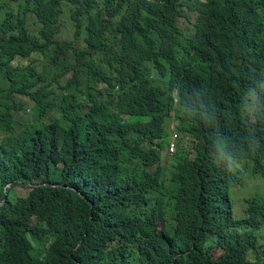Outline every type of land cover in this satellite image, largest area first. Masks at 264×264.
<instances>
[{"label": "trees", "instance_id": "16d2710c", "mask_svg": "<svg viewBox=\"0 0 264 264\" xmlns=\"http://www.w3.org/2000/svg\"><path fill=\"white\" fill-rule=\"evenodd\" d=\"M10 1L25 9L0 17L1 186L59 185L33 187L26 199L8 193L0 264H264L259 238L251 258L233 243L239 231L228 233L233 203L213 157L222 147L211 148L222 139L264 174V106L247 94L264 83L262 63L252 65V53L264 57V20L247 0L194 3L199 16L186 29L175 19L179 0ZM151 71L169 90L154 92ZM171 118L195 140L192 155L178 146L174 167L162 153ZM160 160L173 167L162 181ZM147 163L157 164L152 180ZM114 192L133 215L106 253L98 210ZM247 211L264 222V198Z\"/></svg>", "mask_w": 264, "mask_h": 264}, {"label": "clouds", "instance_id": "9594fccd", "mask_svg": "<svg viewBox=\"0 0 264 264\" xmlns=\"http://www.w3.org/2000/svg\"><path fill=\"white\" fill-rule=\"evenodd\" d=\"M204 1L205 0H198V1H195V0H179V3H180V6L178 7L179 12L176 14L175 19L179 23L180 17H186V21H184L183 24L179 23V25L182 28H184L185 26L188 27V25L193 26V24L196 23L197 18L199 16V11L194 7V3H201L202 4V3H204ZM247 3H248L247 10L249 11V14H251V16L255 20L263 21L264 20V0H247ZM24 9H25V4L20 5L19 2H14V1H10V0H0V17H3L7 11H14L15 13H19L20 15L23 16ZM188 12L192 13V15H188L187 14ZM30 14H33L36 17V15L34 13L27 10L25 17H26V21H27L28 25H30L29 24V15ZM36 19H37V17H36ZM37 22H38V19H37ZM38 24L40 26L39 22H38ZM32 29H36V28H32ZM60 38L64 39V37H60ZM252 57L254 59V62L252 63V65H254L256 62L262 63V69L264 71V57L262 58L261 56L255 54V53H252ZM149 78L151 80L150 85L152 88H154V92L169 90V82H168L167 76L166 77H159L156 71H151ZM105 85L106 84L103 83V86H105ZM121 87H123V85H121ZM247 94L250 96L260 97L261 98V105L264 106V83L259 82L257 84L256 90L248 92ZM255 98L256 97H254V99ZM251 110H254V109H252L251 107H248L246 112L251 111ZM254 111H256V110H254ZM171 114L173 115L174 112H171ZM175 114L177 115L176 109H175ZM182 115L188 116V115H190V113H184ZM204 115L207 118H209L210 117V111L208 109L205 110ZM170 120L176 122V124H175V128L174 127L172 128V131H171L170 127L167 126L170 135L167 139V147L164 150H168L171 153V156L169 157L170 160L168 162L170 164L174 163V165H173V167H174L178 163V161L173 159V154L177 151L178 146L183 147L179 144V141L183 140L185 138H190V139H193V138L189 134L183 135L182 132L180 130H178V128H177L178 120L176 118H171ZM169 121H167V125H168ZM194 145H195V140H192L191 149H193ZM219 146H221L222 148L226 146V144L224 143V141L222 139L217 141L215 144H212L211 148H217ZM222 148H221L220 154L215 155L213 157L216 159L217 163L219 164V166L223 170L224 185L228 191L229 199L232 202L231 197H230V192H229L230 185L232 183L238 182V175L237 174L247 172L251 163L253 164L254 172L258 173V172H256L258 170L257 161L252 156L234 157V156L226 153ZM186 149L189 150L188 148H186ZM189 151H191V155H192V150H189ZM232 160L240 165V167L237 168L238 173L230 170L229 162ZM159 163L161 164V166L164 167L161 170L157 168V164L151 165V164L147 163L145 165V167H146L145 168V176H147V179L152 180V178H150V174H151L150 169H158L159 171H161V172H156V173L160 174L159 181L168 179L170 177L171 170L173 167L170 170H168V167L165 165L164 161L160 160ZM56 182L57 181H49V182H41V183L26 182L23 185L28 186V188L30 190L26 196H18L19 197L18 199L28 198L30 196V194L32 193V191L34 190L33 187H43V186L56 187L57 185H59ZM21 184L22 183L11 182V183L6 184L3 187V189H5V193L3 192V196L0 199V206L4 205L6 203L7 195L9 193L10 187L16 186V185H21ZM262 198H264V196H262V197H251V198L246 199L245 215L243 217H241L244 219L245 222L235 224L239 218L235 216L234 210L232 208L233 217L235 219V222L231 223L227 229L228 233L233 232V229H236L237 231H239V233H235L237 235V239H235L233 243H235L239 247L241 252L245 251L247 255L251 256V258H254V254H252V252H253L254 247H255L256 238H259L260 243L264 245V242L261 241L262 230L264 229V222H257L254 219H250L247 209H248L250 201H252L254 199H262ZM125 200H126L125 196L122 195L121 193H119V192L111 193L110 197L101 205V208L98 210V218L103 221V225L105 226V228H104V236H105L104 251L106 253H109L111 250H114L115 246L117 245L119 226L121 224L122 219L124 217L133 215V207L132 206L126 207L125 206ZM89 203H91L92 205L94 204V202H92V201H89ZM92 215L88 219V223L91 222ZM31 224L33 226H38V222L36 221V216H32ZM169 230L173 234L178 233V229H174L173 226H170ZM81 242H82V240L74 248L75 250L80 246Z\"/></svg>", "mask_w": 264, "mask_h": 264}, {"label": "rangeland", "instance_id": "374dc122", "mask_svg": "<svg viewBox=\"0 0 264 264\" xmlns=\"http://www.w3.org/2000/svg\"><path fill=\"white\" fill-rule=\"evenodd\" d=\"M12 6V5H11ZM188 15H192V13L188 12ZM186 21V17H180L179 23L183 24ZM29 24L32 28H37L39 26L36 17L33 14L29 15ZM63 24V22H62ZM64 30H68L71 34L74 33L75 27L68 24L62 27ZM185 26L183 29H186ZM22 101L26 102L29 107L32 106V102L29 100L27 96L21 98ZM28 113L31 112L30 109L27 110ZM21 113V111H16V114ZM176 122L169 121L168 125L172 131V128H175ZM192 140L190 138H185L179 141V144L183 147L188 148L191 150L192 147ZM164 159H167L171 156V153L168 150H163ZM170 159H168L169 161ZM230 170L233 172H237V168L240 167L239 164L234 162L233 160L229 162ZM238 182L232 183L230 185V197L233 203V210L236 217L241 218L245 215V208H246V199L251 197H262L264 196V174L261 172L255 173L253 170V164L251 163L249 169L245 173H238ZM1 186L0 181V199L3 196V192L5 193V189ZM29 188L26 185H16L14 189H9V196L10 198L17 196H26L29 192ZM4 215L0 214V221L3 219ZM261 241L264 242V229L262 230V237Z\"/></svg>", "mask_w": 264, "mask_h": 264}, {"label": "water", "instance_id": "95a60500", "mask_svg": "<svg viewBox=\"0 0 264 264\" xmlns=\"http://www.w3.org/2000/svg\"><path fill=\"white\" fill-rule=\"evenodd\" d=\"M13 183H15V182H13Z\"/></svg>", "mask_w": 264, "mask_h": 264}]
</instances>
